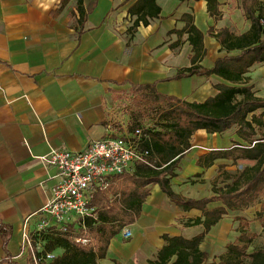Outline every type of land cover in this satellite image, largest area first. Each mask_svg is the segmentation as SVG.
<instances>
[{
  "label": "crops",
  "instance_id": "obj_1",
  "mask_svg": "<svg viewBox=\"0 0 264 264\" xmlns=\"http://www.w3.org/2000/svg\"><path fill=\"white\" fill-rule=\"evenodd\" d=\"M136 1L99 0L78 36L72 2L55 16L61 0H0V225L12 229L7 249L0 235V264H33L22 252L24 233L26 225L30 231L36 229L58 183L57 169L44 160L53 149L79 152L92 142L130 132L129 125L118 129L113 112L133 87L157 83L160 94L201 103L217 94L215 85L225 83L216 76L173 79L191 66L192 49L184 35L185 43L173 50L178 35L169 33L185 27L183 15L194 16L205 36L207 53L201 65L212 68L229 54L208 34L209 29H232L238 22L234 16L227 19V0H220L219 22L210 17L205 1L158 0L160 17L130 32L135 18L128 11ZM238 12L243 15L241 9ZM249 28L232 31L242 34ZM248 77L257 95L264 97V64L250 69ZM234 141V132L197 131L191 152L172 180L174 191L195 200L213 197L215 181L219 187L225 185L219 175L234 173L241 165L219 159L206 168L198 160L230 148ZM221 167L225 168L220 172ZM249 211L229 214L212 228L201 245L210 255L207 264L218 261L216 256L237 239L235 217L248 219ZM202 215L196 209L182 211L158 185L151 186L140 218L124 228L132 237L124 239L122 231L111 241L106 259L97 264H148L164 247V235L191 239L201 234L202 226L185 225ZM56 252L61 255L63 250Z\"/></svg>",
  "mask_w": 264,
  "mask_h": 264
},
{
  "label": "trees",
  "instance_id": "obj_2",
  "mask_svg": "<svg viewBox=\"0 0 264 264\" xmlns=\"http://www.w3.org/2000/svg\"><path fill=\"white\" fill-rule=\"evenodd\" d=\"M75 1L71 16L77 34L81 36L99 0ZM178 1H205L210 17L216 22L222 19L220 0ZM71 2L61 0L54 15L61 14ZM241 10L250 23L247 32L235 34L231 28L209 29L208 34L229 54L219 58L212 68L201 65L207 53L204 33L195 25L194 16H182L185 27L169 33L178 35V41L171 48H180L185 43L184 35H187L186 42L192 49L191 66L179 71L173 79L216 76L225 83L215 85L217 94L201 103L160 94L157 83L133 87L131 94L136 103L129 131L144 127V111L152 114L154 121L153 127H145L144 133L147 140L143 148L150 150L149 165L137 164L129 173L111 179L108 189L93 197L90 207L95 212L85 218L83 225L69 226L65 232L51 229L44 235L42 241L46 253L58 249L63 253L43 264H97L106 259L111 241L140 218L151 186L158 185L182 211H202L201 218L185 226H202L204 230L191 239L164 235V247L148 264H207L210 255L201 250V245L212 228L229 214L243 213L260 202L264 196V97L257 95L248 74L253 67L264 64V4L258 0H241ZM161 13L158 0H137L128 11L135 18L130 32L141 25L149 26L150 20L159 18ZM199 130L211 135L234 132L237 137L230 148L214 150L200 157L199 166L209 168L216 160L225 159L232 161L233 165H243V169L225 172L222 182L225 185L219 187L216 180L213 197L195 200L177 194L172 180L178 176L183 160L191 152V140ZM222 168L225 167H221L220 172ZM213 203L220 205L209 208ZM235 218L239 221V236L212 264H264V244L253 247L259 236L249 231L250 223L246 218ZM11 234V227L0 225L5 249Z\"/></svg>",
  "mask_w": 264,
  "mask_h": 264
},
{
  "label": "built area",
  "instance_id": "obj_3",
  "mask_svg": "<svg viewBox=\"0 0 264 264\" xmlns=\"http://www.w3.org/2000/svg\"><path fill=\"white\" fill-rule=\"evenodd\" d=\"M146 129L140 127L122 136L105 137L79 152L53 149L45 157L57 169L58 183L41 211L36 229L30 231L26 225L22 252L33 264L55 259V254L46 253L42 244L43 236L51 229L65 232L69 226L83 225L85 218L95 212L90 207L93 197L107 190L111 179L129 173L137 164L149 165L150 150L143 148ZM122 234L124 239L132 237L129 229Z\"/></svg>",
  "mask_w": 264,
  "mask_h": 264
},
{
  "label": "rangeland",
  "instance_id": "obj_4",
  "mask_svg": "<svg viewBox=\"0 0 264 264\" xmlns=\"http://www.w3.org/2000/svg\"><path fill=\"white\" fill-rule=\"evenodd\" d=\"M261 4H264V0H258ZM228 5V12H224L225 14L228 15L227 19L230 18V16H234L235 19L238 20L237 24L235 25V28L232 27L234 31L237 33L243 32L246 29L249 28V22L244 18V15H241L238 10L241 9V0H227L225 3ZM73 7L76 5V1L73 0L72 4ZM136 100L131 94H126L124 95L120 100H118L117 107L114 109V120L117 121V127L118 129L121 126H127L130 124L131 121V116L134 112V107H135ZM145 115V121L143 122L144 127H153L154 121L152 119V114L149 115L148 112L144 111ZM121 130V128L119 129ZM123 130V127H122ZM243 166L239 168V170H242ZM221 171H224V168L221 169ZM225 175L224 173L221 174L222 182L225 180ZM260 209V211L258 210ZM250 210V209H249ZM261 213V214H260ZM248 219L250 223V228L249 231L251 233H256L259 238L257 241L254 243L253 247L254 248H259L262 247L264 244V229H263V223H264V196L260 200L259 203H257L254 207L251 208V211L247 213ZM236 222H239L237 218H235ZM236 232H239V228L236 229ZM57 255V253L55 251ZM219 256H216L218 258ZM213 259H211L212 261ZM210 261V262H211Z\"/></svg>",
  "mask_w": 264,
  "mask_h": 264
}]
</instances>
